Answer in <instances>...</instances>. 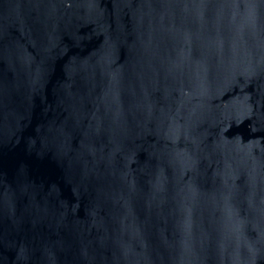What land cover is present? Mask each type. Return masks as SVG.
<instances>
[{
	"label": "water",
	"instance_id": "95a60500",
	"mask_svg": "<svg viewBox=\"0 0 264 264\" xmlns=\"http://www.w3.org/2000/svg\"><path fill=\"white\" fill-rule=\"evenodd\" d=\"M0 264H264V0H0Z\"/></svg>",
	"mask_w": 264,
	"mask_h": 264
}]
</instances>
